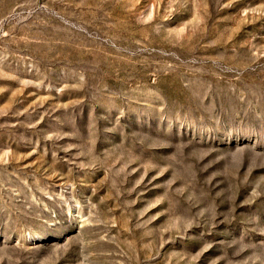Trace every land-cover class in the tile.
<instances>
[{
  "label": "rangeland",
  "instance_id": "1",
  "mask_svg": "<svg viewBox=\"0 0 264 264\" xmlns=\"http://www.w3.org/2000/svg\"><path fill=\"white\" fill-rule=\"evenodd\" d=\"M0 264H264V0H0Z\"/></svg>",
  "mask_w": 264,
  "mask_h": 264
}]
</instances>
